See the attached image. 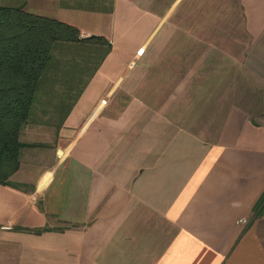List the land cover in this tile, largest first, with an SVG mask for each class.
Wrapping results in <instances>:
<instances>
[{"label": "crops", "instance_id": "1", "mask_svg": "<svg viewBox=\"0 0 264 264\" xmlns=\"http://www.w3.org/2000/svg\"><path fill=\"white\" fill-rule=\"evenodd\" d=\"M11 1L106 43L45 77L0 264H264V0Z\"/></svg>", "mask_w": 264, "mask_h": 264}, {"label": "trees", "instance_id": "2", "mask_svg": "<svg viewBox=\"0 0 264 264\" xmlns=\"http://www.w3.org/2000/svg\"><path fill=\"white\" fill-rule=\"evenodd\" d=\"M104 38H82L76 26L26 12L24 6L0 5V184L16 186L11 178L20 169L21 140L49 73L58 78L61 64L77 46L104 45ZM69 67V65H68ZM59 104L66 98L57 97ZM75 100V99H74ZM73 105V104H69ZM264 212V194L257 207Z\"/></svg>", "mask_w": 264, "mask_h": 264}, {"label": "rangeland", "instance_id": "3", "mask_svg": "<svg viewBox=\"0 0 264 264\" xmlns=\"http://www.w3.org/2000/svg\"><path fill=\"white\" fill-rule=\"evenodd\" d=\"M11 0H0V5L1 4H4V5H11ZM46 87V85L44 86V88ZM43 88V89H44ZM42 95H44L43 94V92L42 91H40V94L38 95V96H40V102L43 100V101H45V102H48V98H45V97H41ZM44 114V113H43ZM40 132L38 133V132H34V135L36 136V139H41L44 135H45V132H44V130H39ZM22 132H23V130H22ZM47 137H48V134L46 135ZM23 140V139H22ZM42 141H43V139H41ZM49 142H53L52 140L51 141H49Z\"/></svg>", "mask_w": 264, "mask_h": 264}]
</instances>
